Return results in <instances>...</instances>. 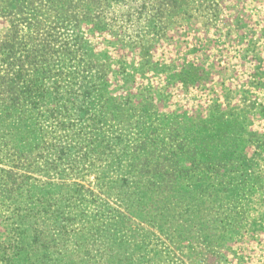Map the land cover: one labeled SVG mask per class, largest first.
I'll list each match as a JSON object with an SVG mask.
<instances>
[{"label":"rangeland","instance_id":"374dc122","mask_svg":"<svg viewBox=\"0 0 264 264\" xmlns=\"http://www.w3.org/2000/svg\"><path fill=\"white\" fill-rule=\"evenodd\" d=\"M166 1L0 0V264H264V0Z\"/></svg>","mask_w":264,"mask_h":264},{"label":"trees","instance_id":"16d2710c","mask_svg":"<svg viewBox=\"0 0 264 264\" xmlns=\"http://www.w3.org/2000/svg\"><path fill=\"white\" fill-rule=\"evenodd\" d=\"M162 1V3H166L167 1L166 0H161ZM6 58H9V57H7V55H6ZM176 161L178 162V160L176 159Z\"/></svg>","mask_w":264,"mask_h":264}]
</instances>
